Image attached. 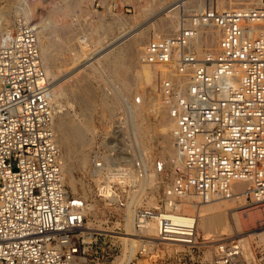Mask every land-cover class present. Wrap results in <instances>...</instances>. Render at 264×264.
<instances>
[{"label":"built area","instance_id":"obj_1","mask_svg":"<svg viewBox=\"0 0 264 264\" xmlns=\"http://www.w3.org/2000/svg\"><path fill=\"white\" fill-rule=\"evenodd\" d=\"M234 2L242 6L182 11L172 33L143 46L141 64L173 73L159 91L176 172L127 132L142 94L123 96L105 145L92 150L96 196L117 231L132 222L122 264H264V248L249 250L243 234L202 243L199 214L185 210L191 195L264 208V0ZM51 85L39 26L22 11L0 36V264H115L123 241L90 229V203L66 184Z\"/></svg>","mask_w":264,"mask_h":264},{"label":"rangeland","instance_id":"obj_2","mask_svg":"<svg viewBox=\"0 0 264 264\" xmlns=\"http://www.w3.org/2000/svg\"><path fill=\"white\" fill-rule=\"evenodd\" d=\"M97 1L102 5L99 9L96 5ZM176 1L0 0V28L3 22L2 11L9 12L12 23H14V26L6 30L8 32L16 28L19 14L23 11L27 16V10L31 8L33 13L29 20H34L39 25L42 23V28H45H43L45 35L49 36L50 40L54 39V44L52 43L51 47H47L46 39H43V44L45 43L44 47L49 54L48 65L52 70V76L49 77L52 81L53 91L55 90L56 94L55 102L59 107L56 129L61 148V159L63 155L67 157L63 156L64 159H62L68 165L66 170L69 175L72 174L80 183L76 190L72 188L69 182H66V184L70 193L80 196L90 203L88 211L89 225L104 234H113L110 231H101V229L116 230L117 226L120 225L118 223L120 220L112 217V213L103 201L96 196L95 183L88 178V173L92 165V150L96 146L105 145L107 132L111 130V122L115 118L118 109L123 105V96L132 99L136 94H142L144 102L138 105V109L145 112L143 113L144 122L150 127H154L156 119L159 118L167 124L164 134L154 136V138L151 137L149 140L142 139L141 144L151 149V152L162 156L161 141L163 135L168 134L167 108H164L161 104L159 88L161 79L172 77L173 73L166 68H151L148 65L141 64L140 55L143 46L154 37L172 33L178 27L182 11L199 10L208 5L218 10L230 8L227 0H224L226 7L225 4L220 6L222 4L220 0L217 2H214V0H187L184 3H176ZM233 5L237 4L234 2ZM168 9H173L174 12H169ZM217 37L218 34L215 33L209 38L200 39L198 41L201 43L199 49L203 45L206 47L209 43H216ZM85 38L89 42V47H85L83 43ZM107 46H110L109 49L106 48ZM93 55L95 58H93ZM117 55H122L123 60L120 66L116 67ZM105 102L115 105L114 115L111 117L103 109L102 104ZM137 118L140 120L139 115L136 116ZM73 125L86 127L90 142L85 148L76 146L74 141L65 134L68 128ZM127 132L135 136L136 139L138 138L133 127ZM84 154H88L89 158L86 164L82 163ZM171 166L172 168L168 165V171L169 169L173 171V168L177 170L175 164ZM176 170L173 172H176ZM242 205L236 203L235 200L220 199L211 204L201 205L202 208L198 214L202 216L204 211L206 214L210 213L218 216L226 213L227 228L230 227L231 230L230 222H236L238 231L243 232L242 234L247 238L248 235L245 233L250 232L252 229L264 227V208ZM233 208H236L234 213L237 214H234V217L231 218L228 211ZM198 231L200 238L208 241L209 237L205 238V233L200 226ZM224 231L222 230L218 236L223 235L224 238L234 236L233 232H231V235L229 230ZM213 235L214 233H211L210 237ZM121 240L123 241L122 238ZM250 243L251 249L254 247L264 248V243L256 236L251 238ZM123 250L122 254L117 257L115 264H118L123 258ZM208 250L209 248L206 251ZM210 254V251H208L206 260H210Z\"/></svg>","mask_w":264,"mask_h":264},{"label":"bare ground","instance_id":"obj_3","mask_svg":"<svg viewBox=\"0 0 264 264\" xmlns=\"http://www.w3.org/2000/svg\"><path fill=\"white\" fill-rule=\"evenodd\" d=\"M184 1H187V0H177L176 1V3H178V2H183L184 3ZM218 0H214V2H217ZM220 2L222 3L220 6H223L226 2L224 1V0H220ZM227 3H229V7L230 8H235V7H239L238 5H233V3H234V1H232V0H227ZM236 4V3H235ZM176 5V4H175ZM181 5V4H180ZM183 6V5H182ZM181 6V7H182ZM174 7V6H173ZM172 7V8H173ZM225 7H226V4H225ZM185 8V7H184ZM171 9V8H170ZM170 9H168V10H170ZM167 10V11H168ZM175 10V9H174ZM177 10V9H176ZM28 12L26 13L27 14V16H26V19H27V21L31 18V16H32V9L30 8V9H28L27 10ZM173 11V9L172 10H170L169 12H172ZM174 12V11H173ZM168 13V12H167ZM1 14H2V16H3V22H2V26H1V28H0V32L2 33V35L3 34H5L6 33V30L9 28V27H11V26H14V23H12V18L10 17L11 15L9 14V12H7L6 10H4V11H2L1 12ZM30 21V20H29ZM41 25H39V41H40V48H41V54H42V59H43V62H44V66H45V70H46V72H47V74L51 77L52 76V70H51V68L49 67V65H48V53H47V51H46V49H45V47H44V44H43V39H46L47 41V47L48 46H50L52 43L54 44V42H53V40H50L49 39V36H46L45 35V32H44V29L42 28V23H40ZM101 40V39H100ZM61 41H63V40H61ZM117 42H119V41H117ZM84 43V42H83ZM85 43H87V41L85 42ZM84 43V45H85V47L87 46L88 47V44H85ZM201 43H199L198 42V48L200 47L199 45H200ZM114 45H116V43H114ZM113 45V46H114ZM112 46V45H111ZM51 47V46H50ZM110 47V46H109ZM109 47L107 46L106 48H108L109 49ZM103 49H105V48H103ZM115 49V48H114ZM102 51V50H101ZM105 51H106V49H105ZM98 52V51H97ZM110 52V51H109ZM99 53V52H98ZM103 53V52H102ZM109 55V54H108ZM52 56V55H51ZM110 56V55H109ZM99 57H100V55H99ZM113 57V56H112ZM90 58V57H89ZM93 58H95V56L93 55ZM98 58V57H97ZM106 59H107V57H105ZM104 58V59H105ZM109 58V57H108ZM112 59H115V58H112ZM88 60V59H87ZM90 60V59H89ZM122 60H123V57H122V55H117L116 56V60H115V62H116V67L117 66H120V64L122 63ZM108 61V60H107ZM114 61V60H113ZM99 62V61H98ZM91 63V62H90ZM114 63V62H113ZM82 65H84V64H82ZM87 65V64H86ZM94 65V64H93ZM101 65V64H100ZM102 66V65H101ZM104 66V65H103ZM103 68V67H102ZM121 71V70H120ZM122 72H124V71H122ZM52 86V85H51ZM52 91H53V88H52ZM53 95H54V98L56 97V94H55V90L53 91ZM103 105V109L105 110V111H107L108 112V114L110 115V117L111 116H113L114 115V111H115V105L114 104H109V103H104V104H102ZM164 108H166V107H164ZM133 111L135 112H133L134 113V115H133V118H134V120H133V123H132V127H133V130H134V133H135V135L138 137L137 139H139V140H137V142L139 141V144H141V140L142 139H145L146 138V140L148 139H151V137L152 138H154V136L155 137H157L158 135H161V134H164V132H166V129H167V124L166 123H164V121H162V120H160L159 118H157L156 119V123H155V125H154V127H150L149 125H147L144 121V117H143V113H145L143 110H140V109H138V106H136V105H133ZM105 114V113H104ZM147 114V113H146ZM140 116V120L137 118L136 119V116ZM64 124V123H63ZM65 125H67V124H65ZM64 126V125H63ZM67 128H68V126H67ZM169 129H170V127H168V134H169ZM65 134H67V136H68V138H71V140H73L74 141V143H75V145L76 146H80V148H85L86 147V145L90 142V137H89V135H88V133H87V131H86V127L85 126H83V125H73L72 127H70V128H68V130H67V133H65ZM168 134H166L165 133V135H163L164 137H163V139H162V141H161V143H162V147H163V152H162V156L167 160V162H168V165H170V167L172 168V166L171 165H176V168H177V166H178V164H179V162H180V159H179V157H178V155L176 154V152H175V150H174V146H173V143H172V139H170L171 137H170V134H169V136H168ZM140 137V138H139ZM58 143H59V141H58ZM65 145V144H64ZM63 145V146H64ZM142 145V144H141ZM60 146V145H59ZM66 146V145H65ZM64 146V148H66ZM72 149H73V147H72ZM65 150V149H64ZM65 152V151H64ZM166 152H167V154H166ZM66 153V152H65ZM62 155V154H61ZM63 156H65V155H63ZM63 156H62V159H64L63 158ZM65 158H67L66 156H65ZM88 160H89V158H88V154H84L83 155V157H82V163H84V164H86V163H88ZM63 162V170H64V176H65V180H66V182H69L70 183V185L72 186V188L73 189H75L76 190V188H77V186L80 184L77 180V178H75L72 174H70L69 175V173L67 172V170H66V168H67V166L68 165H66L65 164V161L63 160L62 161ZM69 166H70V164H69ZM179 166H181V162H180V164H179ZM176 169L175 168H173V171H175ZM68 173V174H67ZM77 179V180H76ZM245 189H247L246 187H245ZM220 199H223V198H215V199H213L212 201H210V202H208V203H202L201 201H199V199L196 197V196H194V195H191V196H189V198L187 199L188 200V202H187V204L185 205V210L187 211V212H192V213H198L199 211H201V205H204V204H211V203H213L214 201H216V200H220ZM194 200H195V202H194ZM227 200H229V199H227ZM227 202V201H226ZM244 203V204H243ZM248 205V203H246L244 200H242V202H241V205ZM242 205V206H243ZM241 206V207H242ZM190 208H193L191 211L189 210ZM235 210H236V208H233L232 210H229L228 211V215H229V217L231 216V218L232 217H234V214H237V213H234L235 212ZM195 211V212H194ZM226 213H224V214H222V215H220V216H218V215H211L210 213L209 214H206V212L204 211V213H203V215L202 216H200V218H199V222H198V228H199V226L203 229V231H204V233H205V238H211L210 237V234L212 233H214V235H218L222 230H225V231H230V233L229 234H231V232H233L232 234L234 235V236H241L242 235V233L243 232H241V231H238V224H236V222H230L231 223V230H230V227H228L227 228V222H226V220H225V215ZM253 214V213H252ZM261 214V213H260ZM259 214V215H260ZM259 215H257V216H259ZM237 217V216H236ZM251 217H252V215H251ZM261 217V216H260ZM245 218V217H244ZM259 218V217H258ZM262 218V217H261ZM229 219V218H228ZM248 219H249V217H248ZM255 220V219H254ZM232 221V220H231ZM262 221V220H261ZM255 222V221H254ZM91 223V222H90ZM253 223V222H252ZM250 224V223H249ZM87 226L90 228V229H94L92 226H90L89 225V222H87ZM125 227H126V232H120V231H117V230H107V229H105V230H103V229H101V231H110V232H112L114 235H118L119 237H121L122 239H123V242H124V250H123V258L121 259V261L118 263V264H122L123 262H125L127 259H128V255H129V251H130V242H133L132 241V238H133V234H134V232H133V226H132V222H131V219L130 218H127V221H126V223H125ZM219 227V228H218ZM224 231V232H225ZM152 232H154V230H152ZM228 234V235H229ZM231 234V235H232ZM246 235H248L247 236V238H244L245 239V241H246V246H247V248L250 250L251 249V243H250V240H251V238L252 237H258V238H260V240H261V242H263L264 243V227H260V228H258V229H255V230H250V232H248V233H245ZM202 243H208V241H204V242H202Z\"/></svg>","mask_w":264,"mask_h":264}]
</instances>
